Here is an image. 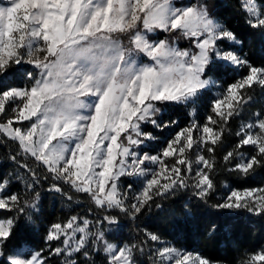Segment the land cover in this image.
<instances>
[{"label": "snow or ice", "instance_id": "1", "mask_svg": "<svg viewBox=\"0 0 264 264\" xmlns=\"http://www.w3.org/2000/svg\"><path fill=\"white\" fill-rule=\"evenodd\" d=\"M242 8L249 26L264 34V11L256 0H242ZM179 40L187 47L177 46ZM239 43L202 0H10L0 6V116L5 117L0 134L18 145L11 159L30 176L25 190L34 192L42 180L51 181L47 191L63 195L62 185H68L105 213L94 221L71 216L51 224L45 242L50 248L52 241L62 246L49 254L71 258L79 253L92 264L91 242L102 245L106 264H136L135 252L142 253L149 241L162 243L161 238L145 231L139 244L108 242L106 230L120 233L125 227L118 213L136 220L153 207L163 211L157 198L180 190L190 189L207 203L215 190L211 174L217 161L203 153L214 154L222 144L229 119L251 99L245 89H264V67L244 59L232 47ZM13 66L30 86H8ZM241 67L247 74L210 101L205 123L193 120L158 153L144 151L142 145L155 137L142 124L168 126L157 123L160 105H195L215 85L209 72ZM255 116L254 122L241 125L233 150L223 157L230 172L248 176L264 167V114ZM245 146L251 154L240 151ZM21 156L32 164L20 163ZM121 177L132 178L128 191L141 185L131 199L117 183ZM34 195L21 206L20 195L9 190L7 181L0 182V209L16 212L0 219V264H48L41 251L24 246L26 241L4 251L25 207L39 213V192ZM213 207L264 217V186L231 190ZM27 219L32 220L31 214ZM186 224L176 221L173 227ZM154 255V264H211L198 253L168 245ZM245 264H264V251Z\"/></svg>", "mask_w": 264, "mask_h": 264}, {"label": "trees", "instance_id": "2", "mask_svg": "<svg viewBox=\"0 0 264 264\" xmlns=\"http://www.w3.org/2000/svg\"><path fill=\"white\" fill-rule=\"evenodd\" d=\"M264 7V0H256ZM195 2V0H191ZM207 3L210 15L220 21L225 28L235 33L239 44L232 45L236 51L254 67H264V34L259 29H253L247 23L248 17L242 8V0H203ZM166 34H160L164 38ZM180 47H187V42L179 40ZM23 68H30L24 65ZM247 74V68H234L228 71L223 69L213 70L208 73L220 85L227 87ZM4 79V78H0ZM6 83L11 87H27L31 82L18 71L16 66L9 70ZM206 94L195 105H160L161 114L157 123L167 124V127L156 128L151 124L144 125L143 130L152 134L156 139L152 142L150 151L158 152L166 143L167 139L180 129L189 126L193 120L203 123L209 114L208 105L212 98V91L205 90ZM251 99L245 104L239 115H234L228 121L222 137V144L216 146L214 154L204 153L206 157L214 155L217 161L216 167L211 174L215 190L207 197V203L193 197L191 190H180L175 195L158 202L162 204L163 211L155 207L143 212L136 220L125 217L118 213L121 223L125 225L120 233L105 232L108 242L123 246V244L137 243L144 238V232H155L161 241L168 242L172 246L187 251L195 252L211 262L220 264H245V262L258 252L264 251V217L254 216L247 211L219 210L213 205L221 202L230 189L245 190L261 187L264 184V167L256 168L254 173L243 176L236 172L228 171L223 157L227 151L234 148L239 137L236 132L247 120L255 117L261 108L254 100L264 96V89L253 86L245 89ZM193 110L195 115H193ZM5 117H0L3 121ZM175 121V123H172ZM18 151V145L0 134V182L7 181L11 192L21 197V206L25 201L35 199L34 192H39V213L32 212L25 207L24 213L18 215L17 227L7 242L4 251L9 252L21 241H26L24 246L35 251H41L46 256L48 264H66V261L75 260V264H86L85 257L79 253L71 258L63 255L49 254L52 248L60 246V241H52L51 248L45 242L47 231L51 224L66 222L71 216L96 220L105 213L96 208L86 194L78 193L68 185H62L64 194L47 191L51 181H43L34 192L25 190V185L30 181V176L20 164L11 159ZM240 151L245 155L251 154V147L245 146ZM20 163L27 162L24 158L17 157ZM236 161L233 160L234 164ZM194 167V165H193ZM128 183V181H124ZM135 185V184H134ZM71 197V199H69ZM115 211V210H113ZM184 213H188L185 217ZM31 214L32 220L27 216ZM16 215L0 209V219ZM187 224L177 230L173 227L176 221ZM159 243L149 241L144 245V251L135 252L136 264H154L156 261L157 245ZM101 248L100 251L94 248ZM90 260L92 264H106V257L102 251V245L89 243Z\"/></svg>", "mask_w": 264, "mask_h": 264}, {"label": "rangeland", "instance_id": "3", "mask_svg": "<svg viewBox=\"0 0 264 264\" xmlns=\"http://www.w3.org/2000/svg\"><path fill=\"white\" fill-rule=\"evenodd\" d=\"M176 2L177 3H186V2H188V0H176ZM195 2H196V0H195ZM202 2H203V0H202ZM8 4H10V0H0V6H7ZM256 5H257V7L261 10V11H264V7L262 6V5H260L257 1H256ZM213 19H215V18H213ZM215 20H217V19H215ZM218 21V20H217ZM219 23H221L220 21H218ZM222 24V23H221ZM223 25V24H222ZM224 26V25H223ZM225 27V26H224ZM225 43H227V42H225ZM177 46H179V42L177 41ZM180 47V46H179ZM212 79V78H211ZM212 80H214V79H212ZM215 81V80H214ZM228 87V86H227ZM227 87H224V86H222V85H220L219 83H217L216 81H215V85L214 86H211L209 89H206V90H210V91H212V98H211V100L212 99H214V98H216V96H217V94H219V93H222ZM23 88V87H22ZM254 103H256V104H258L261 108L259 109V113H262V114H264V96L263 97H259V98H256L255 100H254ZM7 107V106H6ZM7 112H8V115L9 116H11V115H13V113H12V111H11V108H8L7 109ZM161 114V111L157 114V117H156V119L158 118V116ZM0 117H4V116H0ZM255 119H256V116L254 117V118H252V119H250V120H247L246 122H244V124H246L247 122H249V121H255ZM206 122V119L204 120V122L203 123H205ZM25 123H27V122H25ZM197 123H198V121H197ZM202 122L201 123H199V124H203ZM144 125H147V124H142V130H143V127H144ZM152 125V124H151ZM144 131V130H143ZM174 134H172L168 139H170L172 136H173ZM193 135L194 136H196L197 135V133H193ZM156 139V138H155ZM155 139H153V140H151V141H147L146 143H145V145H142V148L144 149V151H148L150 154H156V153H158V152H152V151H150V148H152V142L155 140ZM167 139V140H168ZM204 154V153H203ZM168 163H171V160L169 159L168 161H167ZM152 167H155V166H152ZM194 167H195V165H194ZM130 179H132V178H129V177H121L118 181H117V183H118V185L120 186V189H121V191H128V189H127V184L129 183V181H130ZM124 181H128V183H124ZM140 184L139 183H135V185L133 186V190L132 191H128V195H129V199H131V196L134 194V192L136 191V190H138L139 188H140ZM263 186H264V184H263ZM231 190H235V189H230L229 191H228V193L231 191ZM240 191H243V190H240ZM162 243H159L158 245H157V248H156V250L158 249V248H160V247H162V246H164V245H168V246H172V244H170V243H168V242H164V241H161ZM60 246H62L61 245V243H60ZM25 247H27V246H25ZM174 247V246H173ZM29 248V247H28ZM177 249H180V248H177ZM180 250H182V251H184V252H189V253H193V254H197V253H195V252H191V251H187V250H185V249H180ZM75 254V253H74ZM156 259H158L157 257H156ZM211 262V261H210ZM211 264H220V263H216V262H211Z\"/></svg>", "mask_w": 264, "mask_h": 264}]
</instances>
